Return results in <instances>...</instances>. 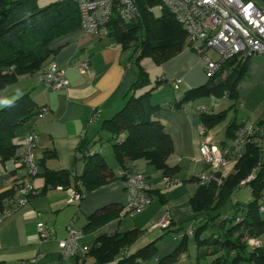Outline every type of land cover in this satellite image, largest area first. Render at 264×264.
<instances>
[{"label":"crops","instance_id":"0c3cea01","mask_svg":"<svg viewBox=\"0 0 264 264\" xmlns=\"http://www.w3.org/2000/svg\"><path fill=\"white\" fill-rule=\"evenodd\" d=\"M186 41L188 44L178 53L157 65L158 71L153 82L157 81L158 85L150 95L151 103L162 108L155 116L165 124L172 140V153L166 162L174 169L164 173L142 158L125 163L123 172H140L146 176L152 197V201L132 217L126 215L124 178L120 174L111 143L107 141V133L104 132L106 136L103 137L100 128L102 121L119 108L123 102L121 95L136 79L138 69L132 62L135 55L129 49L121 50L112 38L87 33L80 27L50 42V48L56 52L48 63L54 61L64 69L68 85L55 90L46 87L36 75L29 76L33 79V83L27 85L31 87L30 96L45 112L42 116H33L18 135L22 136L28 131L37 133L38 142L34 148L37 163L39 158L48 156L45 161L47 168L68 170L70 177L81 174L84 162L77 157V150L84 140L88 141L87 144L104 157L116 178L91 190L80 202L67 203V192L58 185L40 190L43 180L38 173L33 181L39 192L0 222V263L20 264L35 257V264H87L90 258H84L83 253L96 236L134 228L138 232L137 238L128 251L134 252L155 241L152 264L155 259L171 253L182 235L195 227L191 220L189 200L197 190V175L206 168L200 159L199 146L205 141L217 146L227 144L229 139L225 130L231 117L240 122L244 119L257 120L264 115V55L248 57L246 74L237 84L236 110L229 111L226 118L213 128L204 129L199 120L200 108L203 107L208 114L216 113L226 109L231 101L224 96L210 100L196 99L182 105L179 110L172 108L171 104L181 98L182 90L201 85L208 79L201 56L187 36ZM210 50L214 55L209 54ZM205 54L217 58L214 49L206 50ZM83 59L89 62V72L82 74L76 65ZM160 75L180 80L178 88H172L166 81H158ZM93 109H98L99 113L96 121L90 122ZM263 141L264 134L261 138ZM5 166L9 170V162ZM41 170L38 164V172ZM164 175L171 177L173 184L164 186L161 183ZM12 177H17L18 181L23 177V170L17 169ZM108 206H111L110 209L115 207L117 215L93 230L86 229L77 241L75 253L61 259L57 240L66 236V226L73 220L74 228H83L92 213ZM166 214L170 217V225L158 227V222ZM124 217H129L130 221L121 227ZM38 221L52 228L54 238H39L36 231ZM258 238L261 241L260 248L264 249V236ZM185 243L186 250L178 255L176 264H197V253L204 245L197 244L193 236L188 234ZM211 259L209 256L199 262L207 264ZM225 264H231L230 257ZM238 264L256 263L240 261Z\"/></svg>","mask_w":264,"mask_h":264},{"label":"trees","instance_id":"16d2710c","mask_svg":"<svg viewBox=\"0 0 264 264\" xmlns=\"http://www.w3.org/2000/svg\"><path fill=\"white\" fill-rule=\"evenodd\" d=\"M134 3L138 11L135 20L123 24L114 9L105 29L106 36L119 44L121 50H131L137 63L148 57L159 64L188 44L185 33L167 9L159 16L153 14L151 7L157 0H134ZM79 27L77 5L73 0H58L43 7H39L36 0H0V99L3 100L0 105V214L18 197L14 186H2L8 177L4 174L5 164L15 155L20 130L44 110L32 100L31 87H19V82L29 76H38L46 68L49 58L56 52L49 46L53 39ZM247 61L248 57L229 56L205 83L186 89L181 98L171 104L172 108L179 110L190 101L210 95L216 98L224 96L231 101L226 109L209 114L203 110L199 116L204 129L221 123L229 111L237 108V84L246 74ZM137 69L136 79L121 95L123 104L102 121L100 129L107 133V141L111 143L121 172L127 161L142 158L155 169L168 173L174 169L166 162L172 153V140L165 124L155 116L162 108L150 101L158 82H151L141 64L138 63ZM251 121L263 126L264 115ZM240 122H236L235 117L229 118L225 130L229 140ZM261 138H250L242 156L234 162L232 171L218 175L208 184L198 185L190 198L191 220L195 226L191 236L197 244L204 245L197 253V264L209 256L212 259L207 264H225L229 257L231 264L240 261L264 264V249L254 248L248 243V239L264 233V212L260 211L264 200V141L261 142ZM87 143L85 140L82 142L77 154L90 149L93 153L77 155L83 160L84 167L81 174L73 177L68 170L47 168L45 161L48 156L38 159L42 168L38 172L43 180L41 191L58 185L87 194L116 178L104 157ZM256 164L258 168L252 171ZM16 170H11L8 175L11 177ZM249 175H253L252 178L242 183ZM122 177L125 178L124 174ZM12 180L16 181L17 177H12ZM244 184H250L252 200L233 203V212L222 216L220 209L224 203L235 189ZM148 193L151 196L149 190ZM110 207L92 213L82 228L83 233L115 217L118 210ZM137 234L134 228L100 234L85 249L83 257L91 258L92 264H150L155 256V241L134 252L128 251ZM186 237L187 233H184L171 253L155 259L152 264H176L178 255L186 250Z\"/></svg>","mask_w":264,"mask_h":264},{"label":"built area","instance_id":"2783aa9c","mask_svg":"<svg viewBox=\"0 0 264 264\" xmlns=\"http://www.w3.org/2000/svg\"><path fill=\"white\" fill-rule=\"evenodd\" d=\"M77 5L80 28L90 34H102L106 36V24L111 14L116 9L119 19L123 24L135 20L138 11L134 0H73ZM167 9L176 24L183 30L194 50L201 56L204 62V70L209 77L213 75L220 64L229 56L250 57L252 55H264V7L258 6L253 0H157L151 7L155 16ZM208 49L217 51V58L205 54ZM80 73L89 72L87 59L81 60L76 65ZM46 87L60 89L68 85L64 69L55 62H49L46 68L37 76ZM158 81H166L172 88L177 89L180 80L167 79L160 75ZM203 111V107L200 108ZM45 110L37 116H42ZM99 110L93 109L89 121L95 122ZM203 130V128H201ZM264 134V126H257L251 120H241L233 137L224 146H217L208 141L199 146L200 159L205 165V170L197 175L196 184L204 185L212 182L218 175L228 173L226 166L235 162L242 156L244 146L250 138L259 140ZM17 149L15 155L8 160L12 170L22 169L24 176L18 181H13L8 175L5 166L4 174L8 177L4 180L5 187L14 186L18 197L9 203V206L0 214L1 220L26 203L30 197L39 192L34 185V178L38 173V163L34 156V148L38 142V135L34 131H28L16 138ZM93 149L83 150L78 156L92 154ZM83 154V155H82ZM258 164L252 169L255 171ZM124 187L126 190V215L134 216L144 209L151 201L149 185L146 176L140 172L123 173ZM253 175L247 176L241 182L244 183ZM174 180L164 175L161 183L170 186ZM59 188H63L58 186ZM67 192V203L80 202L84 193L72 187L64 188ZM264 212V200L260 206ZM170 217L166 214L158 222L157 226L166 228L170 225ZM37 235L41 239L54 238L52 228L42 221L36 223ZM188 235L192 231L187 232ZM83 235L82 228H74L73 220L66 226V236L57 240L61 259L72 256L77 249V241ZM248 243L254 248L261 245L258 237L248 239ZM184 256V254H182ZM36 258L22 261L20 264H35ZM145 264V263H141Z\"/></svg>","mask_w":264,"mask_h":264},{"label":"rangeland","instance_id":"374dc122","mask_svg":"<svg viewBox=\"0 0 264 264\" xmlns=\"http://www.w3.org/2000/svg\"><path fill=\"white\" fill-rule=\"evenodd\" d=\"M55 1H58V0H36V3H37V5L39 7H43V6H46V5H48V4L52 3V2H55ZM253 1L258 6L264 7V5L262 4V2L260 0H253ZM209 54H213L214 55V53H213L212 50L209 51ZM132 62L134 63V65L137 68H138V63L141 64L145 68V71L148 74V77L150 78V80L152 82L155 80V76H156V73L158 71V67H157L158 64L152 62L151 59L148 58V57L142 58L138 63L135 61V59H133ZM31 83H33V79H32V77H28V78H24L23 80H21L19 82V85L18 86L19 87H23V86H27V85H29ZM165 88H168V87H165ZM183 92L184 91L182 90L181 93H183ZM206 98H208V100H210V99H216V97L210 95V96L201 98V100H205ZM0 101H1L0 102V105H2V103H3L2 101L3 100L0 99ZM122 104L123 103H121V105ZM220 105H222V104H220ZM104 132L105 131L103 130V132L101 133L103 135V137L106 136V133H104ZM233 164H234V162H232V163H230V164H228L226 166V170L228 171V173L230 171H232ZM7 168L10 169V170H12L11 167H7ZM9 172L10 171H8V174H9ZM246 178H247V176H246ZM2 186H3V184H2ZM251 200H252V195H251V187H250V184L240 185L237 189H235L233 191V193L229 196L228 200L224 203V205L220 209L221 215L222 216H225V215L231 214L233 212L232 211V205H233V203H235V202L247 203V202H249ZM129 221H130V218L129 217H124V220L122 222V226L121 227H124V225L126 224V222H129ZM261 236H264V233ZM87 264H92V259L91 258L87 260Z\"/></svg>","mask_w":264,"mask_h":264},{"label":"water","instance_id":"95a60500","mask_svg":"<svg viewBox=\"0 0 264 264\" xmlns=\"http://www.w3.org/2000/svg\"><path fill=\"white\" fill-rule=\"evenodd\" d=\"M262 2V4L264 5V0H260Z\"/></svg>","mask_w":264,"mask_h":264}]
</instances>
